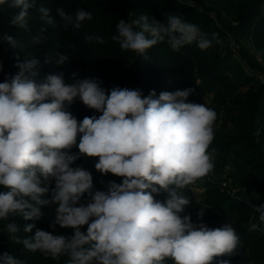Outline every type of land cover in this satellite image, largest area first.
<instances>
[{"label":"clouds","instance_id":"clouds-1","mask_svg":"<svg viewBox=\"0 0 264 264\" xmlns=\"http://www.w3.org/2000/svg\"><path fill=\"white\" fill-rule=\"evenodd\" d=\"M186 2L195 7V0ZM5 3L19 9L11 24L27 30L35 0H0ZM38 11L46 25L56 26L49 8ZM56 14L65 29L71 25L78 30L92 19L83 9L73 15L57 8ZM116 28L112 39L137 55L164 41L174 51L194 42L206 50L216 39L215 33L209 39L198 26L173 14L166 23L146 14L131 22L120 19ZM85 39L104 43L100 36ZM0 40L17 46L12 36ZM69 58L57 53L55 63L63 66ZM38 65L34 58L25 59L17 64L18 74L0 82V220L15 215L40 220L43 209L55 205L54 223L72 228L74 235L36 229L21 241L17 224L10 221L5 231L11 241L53 259L67 255L66 264H213L215 257L239 249L240 238L230 223L212 229L181 215L190 200L180 190L207 177L215 166L216 151L210 146L217 113L204 103L186 102L194 89L164 91L158 98L154 90L146 97L139 89L120 87L106 93L96 79L66 82L63 73L37 83ZM77 98L102 114L78 121L68 110ZM81 157L95 158L96 171L121 177L122 183L110 182L107 191L93 194L91 172L72 167ZM161 192L167 193L165 201L153 195ZM85 193L90 199L80 203ZM254 211L264 224V204ZM203 215L202 208L198 216ZM259 227L253 223L249 230ZM34 228L27 224L23 230L32 233ZM0 262L23 264L7 253Z\"/></svg>","mask_w":264,"mask_h":264},{"label":"trees","instance_id":"trees-1","mask_svg":"<svg viewBox=\"0 0 264 264\" xmlns=\"http://www.w3.org/2000/svg\"><path fill=\"white\" fill-rule=\"evenodd\" d=\"M41 6L51 10L57 22L55 27L41 19L38 11ZM57 8L73 15L83 9L92 14V19L83 21L78 30L71 25L65 29L56 14ZM18 11L7 3L0 5V36H12L17 41L13 47L0 40V82L10 81L18 74V63L34 58L39 61L38 75L34 77L37 83L45 82L50 74L63 73L66 82L96 79L106 93L120 87L139 89L146 97L154 90L158 98L164 91L194 89L186 102L198 104H205V94L212 92L209 108L217 115L222 113L229 128L214 131L210 146V150L216 151L214 170L180 190L190 200L181 215H190L193 223H203L208 228L230 223L236 230L239 249L232 255L215 257L213 264L222 260L231 264H264V224L254 211V207L264 204V63L247 46L251 42L264 62V0H195V7L186 0H35V7L29 10L27 30L11 24ZM145 14L165 23L168 14L180 15L198 26L209 39L215 33L216 39L206 50L194 42L174 51L167 41L157 43L145 55L122 50L119 42L112 39L117 35L120 19L131 22ZM226 17L228 23L224 21ZM41 28L45 32L41 33ZM37 36L41 37L40 42L34 43ZM86 36H100L104 43L88 41ZM227 38L233 41L232 45L225 43ZM57 53L68 55L69 61L57 65ZM68 110L78 121L102 114L89 109L79 98ZM71 151L76 153L78 149ZM95 163V158L81 157L72 165L91 172L93 194L107 191L110 182L122 183L121 177L96 171ZM54 186L53 182L51 187ZM153 195L157 200L167 199L164 192ZM89 199L85 193L80 203ZM202 208L204 215L199 217ZM43 211L45 215L40 220H24L21 215L10 217L19 228L16 235L21 241L34 235L36 229L66 237L74 235L72 228H61L54 223L55 205ZM10 221L0 220V256L13 255L23 264H66L67 255L53 259L39 251L27 250L22 242L11 241L5 231ZM253 223L260 225L258 230H249ZM27 224H35L32 233L24 232ZM81 230L86 232L87 226Z\"/></svg>","mask_w":264,"mask_h":264},{"label":"rangeland","instance_id":"rangeland-1","mask_svg":"<svg viewBox=\"0 0 264 264\" xmlns=\"http://www.w3.org/2000/svg\"><path fill=\"white\" fill-rule=\"evenodd\" d=\"M224 21L226 23L229 22L227 17H226V19ZM218 43H219V45L222 44L221 41H219ZM225 43H231V45H232L233 41L230 40L229 38H227ZM247 46H248V49H250V52L253 55H255V57L258 59V61L261 62V63H264L262 55L259 53V51L257 52V50L253 47L251 42H248ZM211 97H212V92L205 94V104H206L207 107H210L212 105ZM228 128H229V126H228V122H227L226 117L222 113H219L217 115V120H216L215 125H214V131H222V130L228 129Z\"/></svg>","mask_w":264,"mask_h":264}]
</instances>
